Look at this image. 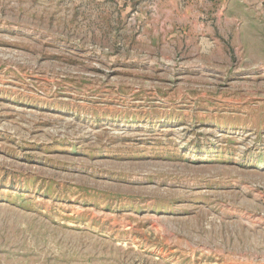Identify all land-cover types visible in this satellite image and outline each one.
<instances>
[{"label": "rangeland", "instance_id": "374dc122", "mask_svg": "<svg viewBox=\"0 0 264 264\" xmlns=\"http://www.w3.org/2000/svg\"><path fill=\"white\" fill-rule=\"evenodd\" d=\"M0 264H264V0H0Z\"/></svg>", "mask_w": 264, "mask_h": 264}]
</instances>
